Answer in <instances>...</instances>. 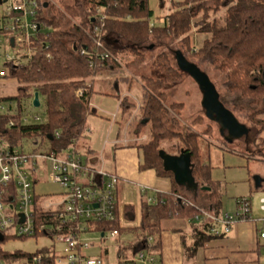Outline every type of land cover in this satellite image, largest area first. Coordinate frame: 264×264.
<instances>
[{"label":"trees","instance_id":"obj_1","mask_svg":"<svg viewBox=\"0 0 264 264\" xmlns=\"http://www.w3.org/2000/svg\"><path fill=\"white\" fill-rule=\"evenodd\" d=\"M76 3L75 6L66 7V13L79 20L75 24L64 17L46 18L41 10L39 21L42 30L48 32L40 33L36 40L38 56L25 66L4 65L7 74L2 79H15L19 84L16 96L0 98V103L14 104L18 111V115L12 118L15 120L14 127L8 128L11 118H0L1 136L11 147L21 148L25 141H29L45 148V153L57 156L69 147H75L87 129L86 121L80 118L78 110L86 112L89 109L91 95L95 94V77L106 71L117 73L126 55L133 57L126 66L144 61L145 50L153 43L181 40L188 50L189 35L194 29L211 38L205 40L201 50L192 53L193 57L200 61L210 60L215 69L227 76V90L231 95H236L235 104L253 111L249 117L251 123L264 127V0L171 2V12L165 17L166 24L162 27L150 26V20L154 17L150 0H76ZM162 4L164 0H160V6ZM95 29L98 30L97 37L101 39L102 48L97 47L92 40ZM107 53L110 56L102 60ZM152 69L158 72L159 78H140V106L125 97L120 109L122 119L130 122L137 137L147 133V139L137 146L142 153L139 170H153L157 177H166L171 182L172 190L157 195L154 204L143 196L139 220L135 206L126 205L120 209L116 203V220L93 223L92 228L99 234L111 231L118 233V257L140 251L143 248L142 241L152 237V253L160 263L162 221L183 218L195 223L198 214L196 208L188 204V200L178 196L174 174L165 169L161 157L164 143L175 142L180 151L189 155L194 179L211 190V210L219 215L223 203L220 189L210 176L211 167L204 165L201 160L203 140L197 132L186 135L179 132L171 116L172 112L180 114L183 105L166 104V88L178 84L186 74L178 69L165 52L156 56ZM124 81L131 89L133 80L125 78ZM84 83L91 85L85 95L77 99L73 92ZM35 93L39 94L40 102L43 100L45 103L46 117L40 124L24 125L20 121L23 102H33ZM137 109L141 116L139 120L133 115ZM258 115L263 118L258 119ZM201 121L202 118H198L195 123L200 124ZM57 132L60 138L55 136ZM204 134H210V128ZM37 215L43 224L52 223L50 213L37 210ZM46 235L49 233L45 232L42 236ZM125 235L131 241L122 242L121 237ZM193 237V247L186 250L188 258H192L199 248L222 238L210 234L207 225L194 230ZM37 253H41L46 262L53 263L56 257L50 249ZM107 255L108 250L105 249L101 256L104 258ZM25 256L31 254L7 253L0 247V261L17 260Z\"/></svg>","mask_w":264,"mask_h":264},{"label":"built area","instance_id":"obj_2","mask_svg":"<svg viewBox=\"0 0 264 264\" xmlns=\"http://www.w3.org/2000/svg\"><path fill=\"white\" fill-rule=\"evenodd\" d=\"M47 8L48 4L42 0H0V79L6 75L4 65L25 66L38 56L36 40L42 31L39 16L40 11L46 12ZM153 18L150 20L151 27L166 24L165 18L152 21ZM97 33L95 29L92 40L97 47L102 48ZM109 56L105 54L102 60ZM90 85L84 83L73 92L74 96L82 98ZM17 115L16 105L0 103V118H11L8 128L15 126L12 118ZM20 121L24 125H36L42 122V118H21ZM55 136L60 138L59 132ZM30 145L37 146L31 142ZM46 173L53 183L59 185L62 193L43 197L37 193L41 176ZM119 179L117 174L85 167L74 146L60 156L27 152L24 145L21 148L11 147L0 133V244L15 239L38 238L48 232L46 237L58 238L65 245V261L54 253L56 257L53 263H47L44 256L37 253L17 260L0 261V264H112L102 256L91 257L86 253L90 248L87 236L97 234L100 241L118 238L116 231L107 234L94 232L92 224L116 220L115 193ZM188 204L198 211L194 219L196 223L207 225L210 234L216 237L230 235L239 223L253 222L260 225L259 238L264 239V217L257 220L253 218L249 198L237 200L239 211L235 214L218 215L210 209L198 208L192 202ZM260 205L264 212V198ZM37 210L50 213L52 223L43 224L38 219ZM142 246L138 252H130L124 257L116 256L113 264H160L152 253L153 238L143 240Z\"/></svg>","mask_w":264,"mask_h":264},{"label":"rangeland","instance_id":"obj_3","mask_svg":"<svg viewBox=\"0 0 264 264\" xmlns=\"http://www.w3.org/2000/svg\"><path fill=\"white\" fill-rule=\"evenodd\" d=\"M46 1L48 8L46 12L44 11V16L46 18L64 17L71 24L79 22L74 18H71L66 13V7L75 6L76 0H42ZM184 0H164V5L160 6V0H150L151 9L154 12V18L152 21L159 18H165L171 12V2L182 3ZM200 20V19H198ZM197 20V21H198ZM48 30L43 29L41 33L45 34ZM189 49L187 46L182 44L181 40L171 42L165 41L163 43H153L145 50L146 56L144 61H138L134 64L126 63L131 62L133 57L126 55V59L120 62V69L117 73H111L106 71L103 75H115L116 77H121L122 75L128 80L132 81L134 85L131 89H128L126 84L121 83L120 93L114 88V85L106 83V81H98L96 85V90L100 91L99 86L103 87V91L108 93L109 97L105 98L107 100L108 108L106 109L108 114L103 113V110L99 107H94L98 109V115L105 118V120L100 118L91 117L89 119V124L92 126V134L94 139V144L96 150L100 151L102 145L104 144L105 138L107 139L112 133L110 127L112 124L107 121V119L112 120V115L115 114L122 119V113H118V98L121 95L123 98L128 97L134 101L138 106L141 104L142 89L140 86V78L142 76H148L153 78H159V74L153 71V66L155 58L157 55L165 52L170 55L173 63L174 51L180 50L186 56L188 61L195 63L204 73H206L220 94L221 102L230 109L242 124H245L247 128L250 129L249 139H241L235 141L232 144L227 143L219 133V126L209 121L205 116V111L202 107L203 95L200 91L196 82L190 78L188 75H184L182 80L175 85H169L166 90V104L169 106L171 104H182L183 109L180 114L171 113V116L175 119L176 127L179 132L186 135L189 132H197L202 141L201 154L202 163L211 167V177L212 180L217 184L218 189H220L221 195V209L224 213L235 214L239 211L237 206V200L242 198H249L252 203V216L255 220L264 217V212L260 209V201L264 198V130L261 125H254L251 123L249 117L252 116L253 111L250 109H244L241 106L235 104L236 95H231L227 90V76L220 73L212 65L210 60H197L193 57L192 53H196L201 50L205 40L211 38L210 35L199 34L197 29H194L189 35ZM3 64L1 65V68ZM7 74V70L4 69ZM101 76V75H99ZM97 76V77H99ZM95 77V78H97ZM137 81V82H136ZM105 83V85H104ZM139 83V84H138ZM19 84L15 79H0V98L14 97L17 95V88ZM96 94V93H95ZM125 95V96H124ZM97 98L99 97L96 96ZM122 98V99H123ZM112 100V101H108ZM100 102V98L97 99ZM122 101V100H121ZM5 103V102H4ZM8 103V102H7ZM5 103V104H7ZM90 110V106H89ZM91 114V113H90ZM133 115L140 119V114L138 109L134 110ZM40 116L42 119L46 117V106L42 100L41 106L35 108L32 105L31 100H26L23 102V110L21 113V118L24 120L28 118L31 120L33 117ZM91 116H93L91 114ZM198 118H202L200 124L195 123ZM258 119L263 118L262 115L257 116ZM107 121V122H106ZM32 122V121H30ZM195 123V124H194ZM210 128V134L205 135L206 129ZM115 132V129L113 130ZM24 149L27 152H44L45 148L37 145H30L29 141H25ZM46 144V143H45ZM43 144L44 146H46ZM83 144L80 142L79 151L83 149L81 147ZM162 150V156L168 168L176 169L174 164V159L172 153H177L180 148L177 143H164ZM257 180L261 181V187H256ZM165 181L171 184L170 180L165 178H159L158 186L164 185ZM164 183V184H163ZM171 189V185H170ZM37 193L41 197L48 195H58L62 193V189L59 185L53 183L47 176V173L41 176L40 185L37 186ZM207 195V194H206ZM209 200V194L207 195ZM132 197H128L130 199ZM129 202L136 203L132 198ZM210 202V200H209ZM90 248L86 253L91 257L101 256L103 251L108 250V255L105 258L110 263L116 262V240H104L100 241L97 234H90L87 236ZM130 240L126 235L121 237V241ZM264 245V240L261 241ZM0 247L4 252L15 253L23 252L27 254H35L43 249H50L55 252L56 255L64 259V249L65 245L58 240V238H51L46 236H40L38 238H31L25 240H9ZM260 264H264V249L259 252Z\"/></svg>","mask_w":264,"mask_h":264},{"label":"crops","instance_id":"obj_4","mask_svg":"<svg viewBox=\"0 0 264 264\" xmlns=\"http://www.w3.org/2000/svg\"><path fill=\"white\" fill-rule=\"evenodd\" d=\"M125 78L123 75L116 77L108 74L94 78V92L96 94L91 95L90 110L88 109L86 112L82 109L78 110L80 111V118L86 121L87 129L83 137L75 143V150L81 156L85 167L95 171L104 170L120 177L115 193L118 206L120 209L126 205L135 206L139 220L143 196L148 199V202H152L156 200L157 195L167 194L172 190V185L166 181L165 184L163 183L164 185L158 186L159 177L155 171L141 172L139 170L140 165H142V153L137 146L147 139V133L137 137L133 130L134 127L130 126V122H124L123 119L119 121L117 115L113 114L112 120L107 119L112 124L110 127L112 133L107 139L105 138L101 150L98 151L95 148L94 139L91 137L93 136L92 126L89 124L91 117L105 120L104 117L98 115V109H94V107L97 106L103 110V113L108 114L106 110L108 105L105 102L107 100L104 99L111 96L103 91L102 86H99L100 91H97L95 84L101 79L100 81L113 84L115 90L120 93L121 83L126 84L127 88L130 89V85L124 81ZM98 95L100 102L97 101L96 96ZM119 96L117 107L120 114V104L123 97ZM114 129L115 132H113ZM80 142L83 144L81 146L83 149L79 151ZM182 155L180 150L177 153H172V157L178 159ZM189 170L191 171V168ZM177 186L180 198L194 203L198 208L211 210L207 197L211 190L204 189L208 187L201 186L197 181L180 183ZM128 197H132L136 203L129 202L132 198L127 199ZM222 213L224 212L221 209L219 214ZM202 227L203 225L196 223V221L192 223L189 219L183 218H171L162 221L160 264H260L259 252L262 248L264 249V245L261 244L262 239L259 238L258 234L260 225L253 222L237 224L230 235L208 243L205 247L196 250L192 258H188L186 250L188 251L194 245V230L202 229Z\"/></svg>","mask_w":264,"mask_h":264},{"label":"water","instance_id":"obj_5","mask_svg":"<svg viewBox=\"0 0 264 264\" xmlns=\"http://www.w3.org/2000/svg\"><path fill=\"white\" fill-rule=\"evenodd\" d=\"M174 60L178 69L190 76V78L196 82L200 91H202V107L205 111V116L209 121H212L219 126L221 135L226 136V142L232 144L244 137H248L250 133L249 128H247L246 125L240 123L235 115L221 102L220 94L210 77L204 73L195 63L188 61L186 56L180 50L174 51ZM32 105L35 108H39L41 106L38 93L34 94ZM182 154L183 155L179 157V159L173 157L174 164L176 166V169L173 170L172 168L167 167L161 152V157L165 163V169L174 174L177 184L195 182L196 180L192 175L190 157L183 151ZM189 168H191V171ZM256 187H261L260 180H257ZM204 189L210 191V188Z\"/></svg>","mask_w":264,"mask_h":264},{"label":"flooded vegetation","instance_id":"obj_6","mask_svg":"<svg viewBox=\"0 0 264 264\" xmlns=\"http://www.w3.org/2000/svg\"><path fill=\"white\" fill-rule=\"evenodd\" d=\"M230 110V109H229ZM231 111V110H230ZM232 112V111H231ZM233 113V112H232ZM234 114V113H233ZM235 115V114H234ZM235 117H236V115H235ZM237 118V117H236ZM238 119V118H237ZM238 121H239V119H238ZM240 122V121H239ZM241 123V122H240ZM245 125V124H244ZM250 130V129H249ZM219 133H220V129H219ZM220 135H221V133H220ZM249 135H250V133H249ZM249 135H248V137H244V138H242V139H246V140H248L249 139ZM221 137L225 140V137L226 136H222L221 135ZM241 140V139H240ZM226 141V140H225Z\"/></svg>","mask_w":264,"mask_h":264}]
</instances>
